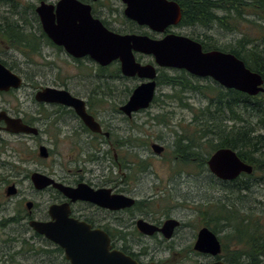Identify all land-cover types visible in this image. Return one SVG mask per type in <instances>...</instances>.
<instances>
[{
	"label": "flooded vegetation",
	"instance_id": "obj_1",
	"mask_svg": "<svg viewBox=\"0 0 264 264\" xmlns=\"http://www.w3.org/2000/svg\"><path fill=\"white\" fill-rule=\"evenodd\" d=\"M60 1L61 0L50 2L49 0H40L38 5L37 2L30 4V6L25 5L24 9L20 10L21 3L19 0H0V34L3 39L0 40V43H4L6 45L0 48V64L11 73L8 76V79L5 80V84H3L2 88H0V186H5L3 191L4 200L6 199L7 205L5 208L13 209L15 213L10 216V218L6 219V222L3 221L0 226L4 225V223H6L5 226L7 227L9 224H20L22 220H26L29 226L30 222L33 220L50 221L52 220V217L50 216L51 207L68 205L71 218L79 222H84L90 226L93 231L99 230L107 235L109 238L110 252L120 251L131 257L137 264H248L246 262L248 257L246 256L224 254L223 243L220 235L218 234L217 237L221 243L222 249L221 254L213 255L211 253L198 251L196 249V243L198 241L199 232L201 229L208 226L204 225L198 229L197 227H193L190 223H184L179 219L172 217L169 213H164L162 220H156L152 217L153 215H151L153 213L150 212L151 214H148L149 212H147L146 208H144L146 206V202L143 200L139 201L135 198L136 203L134 206L120 210H113L90 201H73L64 195V193L58 188L54 187V185L48 186L42 190L37 189L33 185L38 193L42 194V192L47 191L52 195L48 202V208L44 212L45 214L43 216L34 217L32 215V208H36L37 204L30 202L27 204V216L24 218L21 216L20 212L22 208L18 209V206L22 204V200L20 199L21 190L19 188L20 182L17 181L18 167L16 166L18 163L17 159L19 157L17 156L15 150L8 153L7 150L1 148V145L5 144L8 140L7 137L11 139L13 138L15 141L18 140L27 143L30 141H36L38 153L36 159H34L39 160V158H42V161H49L52 159L56 161L58 159V156L56 157V151L58 149L57 146H59L62 142H67L69 145H72V150L74 151L73 154L67 155V157L64 158L68 161L69 165H80L82 163L85 164L87 162L97 161L100 162L102 160L109 161V159H111V152H114L116 147H119V142L113 140L112 125L110 129V127H108L109 122L100 119L99 115L93 112L96 104L95 102L100 101L98 99L94 101L95 96L99 94L98 91H91L89 99H85L82 96V92L77 90L81 88L80 83H75L71 87V85L67 82L68 79L65 77H63L62 83L58 82L57 78H52V81L49 82L48 80L41 79L43 74L34 71V69L39 68V66L47 64H52L51 67H53L54 64L53 62H49V58L45 55L47 52L45 51L55 50L61 52L69 58L67 59L68 61H72L75 67H80V64H83L84 61H91L95 63L96 72L91 75H94L93 77L95 79L97 78L99 81H103L104 83L117 78L116 73H107V71L113 67L116 69V72H119V77L139 80L140 84L145 82L144 79H141L138 76H124L122 74L121 62L119 60L113 61L109 65L102 66L90 55L75 57L69 53L65 46L55 43L44 30L41 16L38 13V7L43 2L58 5ZM77 1L82 5L90 7L91 16L94 20H99L106 29L117 34L149 36L157 40L163 39L168 35H183L194 39L193 36L185 33V29L191 27L182 26L181 21L177 25L167 27L163 32H155L147 25H140L138 22L127 18L125 15L126 4L122 0ZM18 4H20V6ZM115 14H118L120 19L117 20L114 18L113 15ZM55 21L56 23L58 22L57 16L55 17ZM203 50L204 52H207L206 49L203 48ZM135 54L137 62L142 65L155 64L153 57L141 53ZM22 55L25 58L24 62H22ZM38 56L41 58L40 60H42V62H39V59L37 60ZM66 61L65 63H69ZM169 70L185 71L174 68H158L156 91H158L161 86L160 78H163L164 74H167V71ZM185 72L188 73L187 71ZM16 77L20 80L16 79ZM193 77L197 80L201 79L215 82L211 78ZM79 78H81V76H79ZM47 89L67 91L72 97L85 102L87 112L101 125L102 131L94 132L90 129L86 125L83 116L74 106L65 102L48 100V95L46 94ZM101 92L102 91L100 90V93ZM134 115L135 114L131 117L127 116V118L131 119ZM9 123H19V125L29 127L32 131L30 133L11 132L9 131V128L12 127H10L11 124ZM125 143H127V141ZM102 145L109 147V149L104 151L103 158L99 155L102 151ZM152 145L153 143L151 146ZM5 148L7 149V146ZM42 148L45 150H42ZM86 149H95V153L85 155ZM165 152L166 148L161 155ZM60 156L64 157L63 155ZM5 159H8V162H5ZM113 161V167L115 165L120 166L121 171L123 168L127 169L125 162L116 163V161H119L117 154H114ZM9 163L10 165L11 163L14 165V178L12 182H9V180L3 176V174L6 173L5 170L7 169ZM60 165L63 164L60 162ZM32 175L30 176L31 182ZM45 175L51 177L55 182L68 187L77 188L80 184H87L95 191L103 189L109 190L108 195L110 197L115 195L132 197L128 193L130 191L128 186L131 180L127 174H123L122 176H110L106 174L102 176H95V178L99 179L95 183L93 180H85L84 177L77 178L72 181L65 175ZM251 175L243 173L238 179L230 182L238 181L242 176L248 177ZM11 187H15V194L8 195V190ZM0 201L2 202V204L0 202L1 210V205L3 207L4 203L1 198ZM29 204H32L31 208H29ZM15 205L17 206L15 209L10 207ZM133 211L137 213H133ZM140 220H144L149 223V225L155 226L157 231H154L153 234L143 232L138 224ZM169 220H177L179 222L173 230H164L166 223ZM208 228L211 229L210 227ZM34 234L36 237L44 239L47 244L51 245L49 250L50 252L61 255L63 264H71V261L67 259L64 249L49 241L44 236H37L36 232H34ZM167 234H170V237H168ZM13 242L16 244L17 240H13ZM7 247L9 250L2 249L0 252L4 253L5 251H8L14 255L10 257V260L12 258L15 259L18 252L15 249L12 251V247L10 245H7ZM258 259L261 261V264H264V256H260Z\"/></svg>",
	"mask_w": 264,
	"mask_h": 264
},
{
	"label": "rangeland",
	"instance_id": "obj_2",
	"mask_svg": "<svg viewBox=\"0 0 264 264\" xmlns=\"http://www.w3.org/2000/svg\"><path fill=\"white\" fill-rule=\"evenodd\" d=\"M49 1L55 2L56 0ZM19 2L21 3L20 10H23L25 5L30 6V4L36 2L38 5L40 0H19ZM18 5L20 6V4ZM113 16L117 20L120 19L118 14ZM256 21L257 23H264L263 20ZM240 24V30H245L248 34L260 38L259 44H264V38L261 39L262 37H260L258 32L260 29L256 25L242 21ZM185 31V33L193 37L198 36L201 39L211 36L217 45L219 44L223 47L230 46L231 43H235L236 40L242 37V33L227 31L218 26V24L208 28L191 26V28L185 29ZM0 40H3L1 34ZM4 46H6L4 43H0V48ZM45 52H47L45 55L49 58V62H53L54 65L53 67H51L52 64L39 66V68L35 67L37 69H34V71L43 74L41 79L50 82L52 78H57V81L62 83L63 77H65L68 79L67 82L71 87L75 83H80L81 88L77 90L82 92V96L85 99H89L91 91H98L99 94L95 96L94 101L97 99L100 101L95 102L93 112L98 114L100 119L109 122L108 127L110 129L112 125L113 140L116 142L127 141V143L116 147V150L111 152V159L109 161L102 160L100 162L69 165L68 161L64 158L67 155L73 154L74 151L72 150V145H69L67 142H62L57 146L56 157L58 156V159L56 161L54 159L42 161V158L35 160L38 153L36 141L27 143L15 141V139L7 137L8 140L5 144L1 145V148L7 150L8 153L15 150L17 156L20 158L17 159L18 177H16L17 181L20 182V199L22 200V204L18 206V209L22 208L20 213L23 218L27 216V204L30 202L37 204L36 208H32V215L34 217L43 216L48 208V202L52 195L47 191L42 192V194L38 193L30 181L32 173L39 172L50 175L56 174L58 176L65 175L72 181L84 177L85 180H93L94 183L99 180L95 176L105 174L122 176L123 174H127L131 180L128 186V189H130L129 195L139 201H145L146 206L144 208L149 212L148 214L152 212V217L156 220H162L164 213H169L172 217L184 223H190L198 229L205 225L202 217H199V210L202 206H210L212 210V208L214 209L218 205L233 204V206L240 210L241 214L250 215L252 213L264 219L263 173H257L256 176L251 178L242 176L235 182H223L215 178L209 169L199 172L198 169L192 167L180 171L181 167L171 164L174 157L172 150L175 145L176 134L182 133V129L188 126L195 112L208 105L211 96L193 92H184L181 95L179 89L161 85L158 91H156V98L151 107L139 113H134L135 115L131 119H128L126 115L120 113L119 108L128 101L133 89L140 84L139 80L119 77V72H116V69L113 67L107 73H116L117 78L104 83L97 78L95 79L94 75H91L96 72L95 63L84 61L83 64H80V67H75L72 61H68L67 59L69 58L61 52L55 50ZM24 59L22 55V62L25 61ZM40 59L38 56L37 60L42 62ZM65 61L69 63H65ZM182 73V71H167V75L170 76ZM195 81L202 86L210 82L201 79H196ZM100 90L102 91L101 93ZM224 91L226 92V90ZM169 94L181 96L182 101L180 100L181 98H167L166 95ZM160 114H167V124L162 121L164 117L159 116ZM157 116L159 117L157 118ZM247 117L251 122L257 120L248 115ZM152 143L164 146L166 152L160 156L156 155L151 149ZM6 146L7 149L5 148ZM101 148L102 151L99 155L103 158L104 151L109 149V147L102 145ZM92 153H95V149L85 150V155ZM114 154H117L119 159L116 163L128 161L133 168H123L121 171L120 166L115 165L113 167ZM5 160V162H8V159ZM59 161L63 165H60ZM141 161L150 163V166L144 171H141V168L144 166L140 167L139 165ZM131 162L136 164L132 166ZM13 166L12 163L11 165L9 163L5 170L6 173L3 174L9 182H12L14 178ZM243 186H248V189L241 190ZM4 188L5 186H0V198L4 203L3 207L1 205L0 210V224L3 221L6 222V219L15 214L13 209L5 208L7 205L3 195ZM10 207L15 209L17 206ZM133 213L137 212L133 211ZM223 234L225 233L223 232L220 235ZM13 240H17V243L14 244ZM7 245L11 247L15 245L11 249L12 251L15 249L18 255L15 259L12 258L10 260V257L14 256L13 254L8 251L4 253L0 252V264H63L60 254L43 251V249L49 251L51 245L47 244L44 239L36 237L26 220H22L20 224L16 225L9 224L8 227L0 226V251L2 249L9 250Z\"/></svg>",
	"mask_w": 264,
	"mask_h": 264
},
{
	"label": "water",
	"instance_id": "obj_3",
	"mask_svg": "<svg viewBox=\"0 0 264 264\" xmlns=\"http://www.w3.org/2000/svg\"><path fill=\"white\" fill-rule=\"evenodd\" d=\"M122 1L126 4L127 18L140 25H147L155 32H163L167 27L177 25L182 18L181 7L172 0ZM38 13L46 33L55 43L65 46L71 55H90L102 66L119 60L124 76H138L145 80L119 108L128 117L151 107L157 89L158 68L185 70L198 78H211L225 89H233L252 97L264 93L263 76L250 70L243 60L220 50L204 52L202 44L190 37L168 35L157 40L149 36L117 34L106 29L99 20H94L90 7L77 0H61L58 5L43 2L38 7ZM135 53L153 57L155 64L142 65L137 62ZM10 74L0 64V88ZM16 79L20 80L18 77ZM46 94L50 101L65 102L74 106L90 129L94 132L102 131L101 125L87 112L85 102L72 97L67 91L47 89ZM10 127L12 128H9V131L15 133L32 131L19 123L11 124ZM152 149L160 155L165 147L154 143ZM207 166L210 173L221 181H234L243 173L251 175L254 172L253 166L244 162L237 151L231 148L218 149L208 159ZM31 179L37 189L42 190L54 185L73 201H90L113 210L132 207L136 203L132 197H110L109 190L95 191L87 184H80L77 188L68 187L39 172L33 173ZM15 190V187L9 188L8 195L15 194ZM31 205H28L29 208ZM50 216L52 220H33L30 226L37 234L64 249L71 264H137L120 251L110 252L107 235L99 230L93 231L84 222L71 218L68 205L51 207ZM178 222L167 221L164 230H173ZM138 224L145 233L153 234L157 231L155 226L144 220H140ZM167 236L170 237V234ZM196 249L213 255L222 252L217 235L208 227L199 232Z\"/></svg>",
	"mask_w": 264,
	"mask_h": 264
},
{
	"label": "trees",
	"instance_id": "obj_4",
	"mask_svg": "<svg viewBox=\"0 0 264 264\" xmlns=\"http://www.w3.org/2000/svg\"><path fill=\"white\" fill-rule=\"evenodd\" d=\"M173 1L181 7L182 26L208 28L218 24L227 31L242 33L241 38L226 47L217 45L211 36H206V39L198 36L193 38L207 51L221 50L234 54L243 60L250 70L264 78V44H259L260 38L240 30L241 21L249 22L260 29V37L264 38V23L256 21H264V0ZM195 80L196 78L185 71L176 76L164 74V77L160 78V85L179 89L181 95L184 92H193L211 96L208 105L195 112L188 126L182 129V133L176 134L171 164L181 167L180 171L195 167L199 172H203L208 170L207 161L214 152L221 148H231L237 151L243 161L254 167V174L248 177H254L260 172L264 174V93L252 97L233 89H227L225 92L216 82L202 86ZM166 97L181 98L182 101L179 95L169 94ZM247 115L257 120L251 122ZM159 116H163L162 121L166 122L167 114ZM118 142L120 146L125 143ZM131 163L132 166L136 164ZM125 164L127 169L133 168L130 162L126 161ZM139 165L144 166L141 168V171H144L150 163L141 161ZM247 189L248 186L241 188ZM212 210L210 206H202L199 217H202L203 223L216 234L225 233L220 235L224 254L246 256L248 264H261L258 257L264 256V219L252 213L241 214L233 204L218 205ZM5 225L6 223L3 226ZM43 251L50 252L45 249Z\"/></svg>",
	"mask_w": 264,
	"mask_h": 264
}]
</instances>
